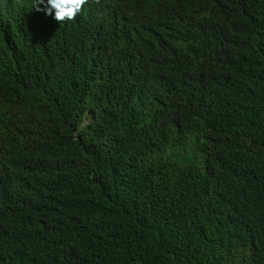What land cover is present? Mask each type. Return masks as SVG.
Segmentation results:
<instances>
[{
	"label": "trees",
	"instance_id": "16d2710c",
	"mask_svg": "<svg viewBox=\"0 0 264 264\" xmlns=\"http://www.w3.org/2000/svg\"><path fill=\"white\" fill-rule=\"evenodd\" d=\"M88 1L0 0V264H264V0Z\"/></svg>",
	"mask_w": 264,
	"mask_h": 264
},
{
	"label": "clouds",
	"instance_id": "9594fccd",
	"mask_svg": "<svg viewBox=\"0 0 264 264\" xmlns=\"http://www.w3.org/2000/svg\"><path fill=\"white\" fill-rule=\"evenodd\" d=\"M95 0L88 1L92 3ZM99 2V0H97ZM87 0H37L34 8L37 11H44L46 15H52L53 18L63 23L66 21H73L83 11L84 5ZM44 4V8L41 9L39 5Z\"/></svg>",
	"mask_w": 264,
	"mask_h": 264
}]
</instances>
